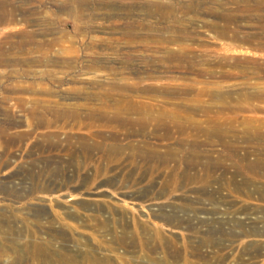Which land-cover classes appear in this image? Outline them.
Here are the masks:
<instances>
[{
	"label": "rangeland",
	"instance_id": "obj_1",
	"mask_svg": "<svg viewBox=\"0 0 264 264\" xmlns=\"http://www.w3.org/2000/svg\"><path fill=\"white\" fill-rule=\"evenodd\" d=\"M54 215L72 264H264V0H0V264Z\"/></svg>",
	"mask_w": 264,
	"mask_h": 264
},
{
	"label": "bare ground",
	"instance_id": "obj_2",
	"mask_svg": "<svg viewBox=\"0 0 264 264\" xmlns=\"http://www.w3.org/2000/svg\"><path fill=\"white\" fill-rule=\"evenodd\" d=\"M62 113L63 112H60V114L57 113L56 115L61 116ZM220 139H221V137H220ZM209 165H212V163L207 162L204 165H202V167L206 168ZM96 205H97V211H103V210L108 209V206H107V204H105V202H97ZM67 217H69V219H72V220L78 219V215L76 213L70 214ZM54 218H55L54 220L56 222L61 223L62 227H60V229H58L57 231L50 229L45 233V235H47L48 242L41 243V244H32V243L28 244L27 242L26 243H19L17 241H14L15 239L11 240V242H9V245H11V248H12V252L16 254V257L14 258L15 264L25 263V262H36V264H72L73 263L75 257L69 256L67 254H63V255L59 256V258H56L55 257L56 252H55L54 248H50L49 246H46L47 245L46 243L52 244L55 241L57 242L58 240L65 241V242L72 244V245L76 244V242L78 241L75 238L74 239L72 238L70 240L69 235H71V233L67 232V230H70L72 232V229L74 228V226H70L67 223L63 222V218L60 215H54ZM92 219H93V221H95V224L93 226V228L95 230L92 233V236L94 237L93 234L97 233L98 230H100L98 227L104 225L106 223V221L101 220L97 216H93ZM132 219H133V225H134L132 231L127 232L125 229H122L118 235V234H116L117 231L115 229L111 230V232L116 234L115 236L112 235L114 245L124 246L125 243L130 242V244L136 246L140 243L144 234L145 235L146 234L154 235L155 236L154 241L156 243H158V245H161L163 243L161 231L158 227L149 226V225H147V222L146 223L145 222H139L137 220H134V218H132ZM187 223L189 224L190 227H192V224L190 221H187ZM241 224L242 223L240 222L237 225L240 226ZM222 226H223L222 223H221V225L218 223V227H222ZM65 227H67L68 229H65ZM1 232H3V231H1ZM14 233H15L16 237H18V236L39 237V234L36 231L30 230V228H28V227H23V229H20ZM192 233L195 234L194 232H192ZM252 233L254 235H264V231L262 232V231L254 230ZM9 234H11V233H9ZM208 239L209 238L206 237V238H202V240H199V244L197 245V248L208 246V245L213 243L211 240H208ZM147 241H149V240H147ZM168 244L172 248L171 257L173 258V260H175V259H176V261L180 260L182 262L181 264H196V263L190 262L188 260V257H187V252H188L189 248L192 246L191 241H188V240L185 241L183 239V240H181L180 244H178L173 239H170ZM176 244L178 245V247L175 246ZM197 248L192 251L193 256H196V257H198V256L195 253V251H199V249H197ZM17 249H20L18 251V253H17ZM77 255L80 259V261L78 260L80 262V264H105V262H103V260L98 262V263L97 262H91L90 261L91 257L86 252H80ZM176 264H178V263H176ZM251 264H254V262H252Z\"/></svg>",
	"mask_w": 264,
	"mask_h": 264
}]
</instances>
